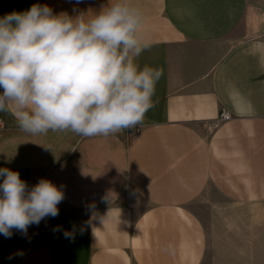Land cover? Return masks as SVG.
I'll list each match as a JSON object with an SVG mask.
<instances>
[{"label": "crops", "instance_id": "1", "mask_svg": "<svg viewBox=\"0 0 264 264\" xmlns=\"http://www.w3.org/2000/svg\"><path fill=\"white\" fill-rule=\"evenodd\" d=\"M131 2L153 41L137 63L162 70L141 125L34 136L0 113V168L64 194L58 216L0 234V264L264 260V0ZM108 3L0 0V18L33 4L90 16Z\"/></svg>", "mask_w": 264, "mask_h": 264}, {"label": "clouds", "instance_id": "2", "mask_svg": "<svg viewBox=\"0 0 264 264\" xmlns=\"http://www.w3.org/2000/svg\"><path fill=\"white\" fill-rule=\"evenodd\" d=\"M131 0H109L98 13L53 14L33 4L0 18V113L31 135L72 132L108 137L143 123L162 70L137 63L153 41ZM0 234H27L59 214L63 192L50 180L28 188L0 168ZM171 245L165 251H170Z\"/></svg>", "mask_w": 264, "mask_h": 264}, {"label": "built area", "instance_id": "3", "mask_svg": "<svg viewBox=\"0 0 264 264\" xmlns=\"http://www.w3.org/2000/svg\"><path fill=\"white\" fill-rule=\"evenodd\" d=\"M231 115H229L228 113H223L221 114V117H220V122H223V121H229L231 120Z\"/></svg>", "mask_w": 264, "mask_h": 264}, {"label": "rangeland", "instance_id": "4", "mask_svg": "<svg viewBox=\"0 0 264 264\" xmlns=\"http://www.w3.org/2000/svg\"><path fill=\"white\" fill-rule=\"evenodd\" d=\"M237 264H264V260H255L253 262L244 261V262L237 263Z\"/></svg>", "mask_w": 264, "mask_h": 264}]
</instances>
